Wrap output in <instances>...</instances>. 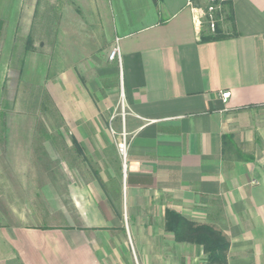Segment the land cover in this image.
I'll return each mask as SVG.
<instances>
[{
    "label": "crops",
    "instance_id": "crops-1",
    "mask_svg": "<svg viewBox=\"0 0 264 264\" xmlns=\"http://www.w3.org/2000/svg\"><path fill=\"white\" fill-rule=\"evenodd\" d=\"M46 1L44 24L62 31L46 35L43 51L25 45L18 68H50V87L57 80L66 90L62 113L69 90L122 95L132 216H149L159 201L182 214L185 204L215 200L228 264H264V0H229L232 22L221 29L230 35L208 41L187 0H15L16 38L31 35ZM5 10L0 0V20L11 23ZM116 45L120 62L108 58ZM52 68H61L59 80ZM73 68H90L85 85ZM222 91L230 92L225 102ZM82 232L1 225L0 264H110Z\"/></svg>",
    "mask_w": 264,
    "mask_h": 264
},
{
    "label": "rangeland",
    "instance_id": "rangeland-1",
    "mask_svg": "<svg viewBox=\"0 0 264 264\" xmlns=\"http://www.w3.org/2000/svg\"><path fill=\"white\" fill-rule=\"evenodd\" d=\"M13 1L5 0L11 23L0 20V226L22 224L51 234L76 228L86 241H94V255L110 264H208L200 245L175 241L166 230L171 202L164 211L159 201L150 206L149 216H132L119 151L125 134L128 162L129 127L120 117V97L112 100L103 90L87 87L81 95L69 90L72 104L62 113L59 102L66 90L57 80L50 87V68H18L26 51H43L46 35L62 30L44 24L46 1L30 41L22 32L16 38ZM202 27L211 30L205 19ZM52 69L59 80L61 68ZM72 70L82 85L92 75L90 68ZM93 107L97 120L90 113ZM93 130L105 137L92 136ZM185 205L180 214L192 222L215 226L220 221L215 200Z\"/></svg>",
    "mask_w": 264,
    "mask_h": 264
},
{
    "label": "trees",
    "instance_id": "trees-1",
    "mask_svg": "<svg viewBox=\"0 0 264 264\" xmlns=\"http://www.w3.org/2000/svg\"><path fill=\"white\" fill-rule=\"evenodd\" d=\"M157 3L159 0H153ZM214 27L207 34H202L200 40H216L226 37L221 26L224 23H231V6L229 1L221 2L214 13ZM206 20V19H205ZM231 34H234L233 32ZM30 41L29 37L27 41ZM74 141V139H72ZM165 228L174 235L175 241L188 242L200 245L206 255L208 264H228L227 253L229 240L227 236L216 226L211 224H198L192 222L180 213L166 209L165 210Z\"/></svg>",
    "mask_w": 264,
    "mask_h": 264
},
{
    "label": "built area",
    "instance_id": "built-area-1",
    "mask_svg": "<svg viewBox=\"0 0 264 264\" xmlns=\"http://www.w3.org/2000/svg\"><path fill=\"white\" fill-rule=\"evenodd\" d=\"M196 0H187V5L190 7L191 11L193 12V17L195 20V23L197 25H201L203 19H206L209 23L210 29L212 30L214 27V13L216 9L218 8L219 4L221 2H226L229 0H204L205 5L203 7L196 5L194 2ZM109 60H116L117 62H120V49L116 45L112 48L110 51V54L108 56ZM230 92L229 91H222L220 92V96L222 98V101H226V99L229 97ZM128 114V108L122 98V95L120 97V117L121 120L124 121L126 115ZM123 143H119V151L124 157V168H126V151H125V134H123Z\"/></svg>",
    "mask_w": 264,
    "mask_h": 264
}]
</instances>
